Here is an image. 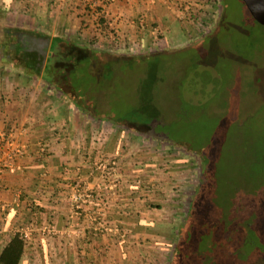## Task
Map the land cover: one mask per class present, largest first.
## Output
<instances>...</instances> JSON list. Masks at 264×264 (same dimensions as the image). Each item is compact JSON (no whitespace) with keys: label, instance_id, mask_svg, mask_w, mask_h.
I'll list each match as a JSON object with an SVG mask.
<instances>
[{"label":"rangeland","instance_id":"1","mask_svg":"<svg viewBox=\"0 0 264 264\" xmlns=\"http://www.w3.org/2000/svg\"><path fill=\"white\" fill-rule=\"evenodd\" d=\"M33 1L21 0L20 10L0 9V75L14 72L3 56L2 31L33 28ZM78 1L65 26L58 25L57 11H47L48 33L92 52L74 78L80 90L90 88L93 105L87 114L74 111L78 94L67 82L60 84L62 94L50 97L63 101L67 116L81 117L80 125L91 127L82 118L90 116L125 137L129 161L145 172L139 186L152 197L145 198L142 217L161 233L159 241L143 230L116 233L130 249L122 264L173 259L177 231L199 199L196 236L174 264H264V25L244 0H143L149 5L140 14L145 24L131 39L115 32L98 6ZM178 29L184 41L173 43L168 33ZM158 52L164 54L153 55ZM125 123L140 125L142 133ZM38 255L26 260L43 259Z\"/></svg>","mask_w":264,"mask_h":264},{"label":"crops","instance_id":"2","mask_svg":"<svg viewBox=\"0 0 264 264\" xmlns=\"http://www.w3.org/2000/svg\"><path fill=\"white\" fill-rule=\"evenodd\" d=\"M20 1L0 0V9L25 8ZM83 1L91 8L98 6L107 24L131 39L137 37L140 14L149 6L143 0ZM32 3L33 11H57L58 25L65 26L79 1ZM50 19L47 12L46 27L51 26ZM55 38L61 37L53 36L51 41ZM11 69L14 72L0 75V81L15 76L0 84V250L18 230H27L30 239L25 243L22 264H50L48 256L55 258L53 264H122L125 251L130 249L125 248L127 244L119 240L120 236H115L114 229L120 232L131 220L144 219L145 198H152L143 192V185L137 184L145 175L144 169L129 161L121 134L103 130L90 116H82L83 121L92 124L89 128L79 124L81 117L67 116L60 95L55 100L50 97L53 92L62 94L60 84L46 83L44 71L32 78L22 70ZM5 141L24 150V155L16 157L8 168ZM42 144L46 147L44 154L39 150ZM115 159L119 164L114 176L103 179L97 162ZM161 186L156 182L153 188ZM74 198L80 200L76 204L79 210H75ZM111 235L118 241L110 239ZM29 253L43 259L28 262Z\"/></svg>","mask_w":264,"mask_h":264},{"label":"trees","instance_id":"3","mask_svg":"<svg viewBox=\"0 0 264 264\" xmlns=\"http://www.w3.org/2000/svg\"><path fill=\"white\" fill-rule=\"evenodd\" d=\"M224 16L225 15L221 16L219 23L223 21ZM33 18L34 25H32L33 28L31 29H29V27H21L20 29L8 28L4 29V32L2 31L4 40L1 42V46L5 61L11 64V67L22 70L23 74L28 77L38 78L40 77L42 71H44L45 74L42 75V77H44L45 82L48 84H62V82L70 83L72 89L78 94V99L73 101V105L80 112L87 114V106L89 107L93 105L92 99H90L92 93H89L90 88L87 90V86H85V84L84 90L83 88L80 90L82 85H77V76L74 78V73L77 72L78 66H82L84 62H87L91 59L93 55L92 52L88 49L78 46L77 44H71L63 38H55L53 41H51L48 33V27H46V12L44 10L37 9ZM103 23V20H99L97 25L102 27V25H104ZM178 31L179 32H174L171 30L168 33V37L171 39V41L173 40V43L175 41H184L182 31L179 29ZM46 53L48 56L45 58ZM163 54L164 53L158 52L157 54L153 55L160 57ZM44 61L46 62L45 64ZM84 75L89 78L88 83H91L89 74L85 72ZM87 92L89 93V97L85 96L87 95ZM104 118L105 120L109 119L108 117ZM103 119H101V121H104ZM111 120L113 124L116 123L115 125L120 123L113 119ZM125 124L128 125L126 128L131 127V129L140 133L143 131L140 125L136 123ZM147 130L151 131L152 129L149 128L146 129V131ZM162 140H166L167 142L175 144L170 139L162 138ZM200 202L201 199L198 200L195 208H191L187 219L184 221V223L186 222V225L184 224V228H181L179 231H177L179 233L177 234L178 236L175 240L176 244H173L172 246L174 257L173 259L168 260V264H174L176 261H178L181 257L183 247L191 243L192 239H194L193 235L195 233L193 232L196 225V220L199 219L196 217L199 211L198 207H200L198 204H200ZM139 230H143L145 233L149 232L157 234V238L155 239H158L157 241L160 240L159 235L161 233L157 231L158 225L156 226V224L148 220H131L128 227H122L121 229V231L126 232V235L128 234V236L136 234ZM174 231L176 232V228L172 227L171 233L169 234L171 237L177 233ZM24 254L25 242L18 233H15L8 238L0 250V264H22Z\"/></svg>","mask_w":264,"mask_h":264},{"label":"built area","instance_id":"4","mask_svg":"<svg viewBox=\"0 0 264 264\" xmlns=\"http://www.w3.org/2000/svg\"><path fill=\"white\" fill-rule=\"evenodd\" d=\"M139 24L141 26H144V24H145L144 18L139 19ZM4 145L6 147L5 148L6 149V151H5V157H6L5 168H8V167L13 166V160L16 157H22L24 155V150L21 147L13 146L12 143L7 142V141H5ZM39 150H40L41 154L46 153V147L44 146V144L39 146ZM117 167H118V163L116 160H108V162L107 161L97 162V168L102 172L103 179L112 178L114 176V173H115ZM137 184L139 185L140 182L138 181ZM78 201H80L79 198H74L75 205L78 203ZM75 207H76L75 210L80 209L79 205H76ZM2 210H3V208H2ZM114 232L119 234V230L117 228L114 229ZM16 233H18L21 236V238L24 240L25 243H27L29 241V239H30L29 231L18 230Z\"/></svg>","mask_w":264,"mask_h":264},{"label":"water","instance_id":"5","mask_svg":"<svg viewBox=\"0 0 264 264\" xmlns=\"http://www.w3.org/2000/svg\"><path fill=\"white\" fill-rule=\"evenodd\" d=\"M254 18L264 25V0H244Z\"/></svg>","mask_w":264,"mask_h":264},{"label":"flooded vegetation","instance_id":"6","mask_svg":"<svg viewBox=\"0 0 264 264\" xmlns=\"http://www.w3.org/2000/svg\"><path fill=\"white\" fill-rule=\"evenodd\" d=\"M222 2V0H219V3Z\"/></svg>","mask_w":264,"mask_h":264}]
</instances>
